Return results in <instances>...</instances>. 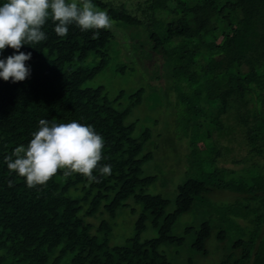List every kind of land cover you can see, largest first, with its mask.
<instances>
[{
    "label": "trees",
    "instance_id": "trees-1",
    "mask_svg": "<svg viewBox=\"0 0 264 264\" xmlns=\"http://www.w3.org/2000/svg\"><path fill=\"white\" fill-rule=\"evenodd\" d=\"M4 2L0 0V5ZM92 2L112 19L140 22L123 5ZM144 3L152 10L178 14L165 26L163 36L152 33V41L154 49L161 48L167 62L175 64L173 76L184 86L179 90L184 93L181 99L208 100L206 104L218 110L211 121H217L226 136L235 135V142L249 147L250 155L264 160V0ZM43 30L46 41L35 48H21L32 53L26 62L31 76L18 83L0 79V264H176L160 247L184 242L185 237L172 233L180 215L198 202L210 203L206 194L236 186L249 189L250 194L215 208L218 223L204 219L197 229L188 226L186 232L194 234L192 247L207 253L214 224L219 227L218 238L224 239L227 231L223 222H230L241 230V236L234 241L233 252L218 264H264V173L251 185L228 178L220 169L205 173L204 178L191 177L178 186L175 208L168 212V198L146 192L157 178L143 175L144 163L153 157V152H145L151 132L146 129L136 137V122L128 121L133 107L143 99L144 88L130 94V104L120 108L117 104L124 91L111 98L104 86L88 85L108 62L113 31L101 30L94 38L92 31L81 32L72 25L68 35L60 38L51 20ZM12 53L8 48L3 57ZM91 53L100 57L99 62L92 67L81 65ZM187 104L192 110L196 107L195 103ZM230 108L235 115L225 117ZM230 118L232 126L226 129L224 123ZM40 119L92 125L104 137L102 163L112 166L111 175L99 177V183H89L79 174L65 178L58 171L46 188L29 189L24 178L9 171L4 158L15 147L27 145ZM201 125L200 120L195 127ZM227 143L224 148L230 149ZM254 186L257 189L252 191ZM130 199L141 206L135 234L125 244L112 246L108 241L113 230L110 219L130 205ZM98 214L104 218L96 225L90 219ZM149 224L157 228V236L142 240ZM188 264L195 263L190 258Z\"/></svg>",
    "mask_w": 264,
    "mask_h": 264
},
{
    "label": "rangeland",
    "instance_id": "rangeland-1",
    "mask_svg": "<svg viewBox=\"0 0 264 264\" xmlns=\"http://www.w3.org/2000/svg\"><path fill=\"white\" fill-rule=\"evenodd\" d=\"M104 1L114 6H125L130 13L139 18L140 22L128 24L112 19L111 30L114 37L108 45V62L88 85L104 86L111 98L124 91L125 96L117 104L120 108L130 104V94L144 88L143 99L133 107L128 121L136 122L134 131L136 137L141 136L146 129L151 132V138L145 145V152H153V157L144 163L143 175H156L157 178L147 187L146 192L162 194L168 198L169 212L175 208L178 186L191 177L204 178L205 173H216V170L220 169L228 178L244 180L247 185H251L259 173H264V169L261 170L260 167V165L264 167V160L259 156L250 155L249 147L247 148L242 141L235 142V135L226 136L222 128L220 129V124L211 121V118L218 115V110L211 109L206 104L208 100L199 99L193 102L191 99H181L184 93L179 90H184V86H179L173 76L175 64L167 62V56L161 48L153 47L152 33L159 32L158 34L163 36L165 26L178 14H173L171 10L149 9L144 0ZM95 5L99 10H105ZM99 60L97 54L91 53L81 65L92 67ZM187 103H195L196 107L192 110ZM195 111L198 113H194ZM235 113L236 111L230 108L225 117H232ZM200 120L201 128L195 127ZM224 125L226 129H230L231 118ZM227 142L231 145L230 149L224 148L228 145ZM252 189L254 191L257 187L254 186ZM248 190L236 186L206 194L210 203L198 202L190 211L180 215L173 226L172 233L185 237L184 242L181 245L162 244L161 251L176 264H188L190 258L195 264H218L226 255L233 252V243L241 236V230L230 222H223L222 228L227 231V237L220 239L217 236L218 224H214V232L207 240L208 252L204 253L192 247L194 234L187 233L186 228L193 226L197 229L204 219L218 223L219 214L215 208L219 209L241 200L244 193L250 194ZM128 201L130 205L121 209L116 218L110 219L113 230L108 241L112 246L125 244L127 239L135 234V223L141 206L134 199ZM132 207H136L137 210L133 211ZM103 218L102 214H98L90 221L97 225ZM93 233L97 234L96 227ZM155 236L157 228L151 224L141 235L142 240Z\"/></svg>",
    "mask_w": 264,
    "mask_h": 264
},
{
    "label": "clouds",
    "instance_id": "clouds-1",
    "mask_svg": "<svg viewBox=\"0 0 264 264\" xmlns=\"http://www.w3.org/2000/svg\"><path fill=\"white\" fill-rule=\"evenodd\" d=\"M49 20L60 38L68 35L72 25L81 32L92 31L94 38L101 30L113 27L108 12L99 10L92 0H6L0 5V79L18 83L31 76L26 62L31 60L32 53L21 48H35L34 45L46 41L43 29ZM8 48L13 53L3 57ZM104 145V137L90 124L40 119L27 145L15 147L4 162L10 172L26 180L29 189L46 188L58 171L65 178L79 174L89 183H99V177L112 172L110 164L102 163ZM12 183L10 180L9 186Z\"/></svg>",
    "mask_w": 264,
    "mask_h": 264
}]
</instances>
